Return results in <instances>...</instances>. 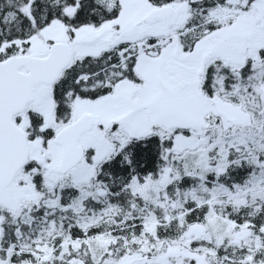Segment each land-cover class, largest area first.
I'll return each mask as SVG.
<instances>
[{"label":"snow or ice","instance_id":"snow-or-ice-1","mask_svg":"<svg viewBox=\"0 0 264 264\" xmlns=\"http://www.w3.org/2000/svg\"><path fill=\"white\" fill-rule=\"evenodd\" d=\"M0 264H264V0H0Z\"/></svg>","mask_w":264,"mask_h":264}]
</instances>
